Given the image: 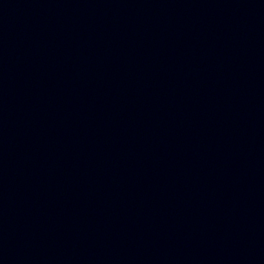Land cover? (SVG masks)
I'll list each match as a JSON object with an SVG mask.
<instances>
[{"label":"water","instance_id":"water-1","mask_svg":"<svg viewBox=\"0 0 264 264\" xmlns=\"http://www.w3.org/2000/svg\"><path fill=\"white\" fill-rule=\"evenodd\" d=\"M0 264H264V0H194L7 146Z\"/></svg>","mask_w":264,"mask_h":264}]
</instances>
